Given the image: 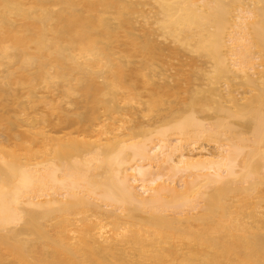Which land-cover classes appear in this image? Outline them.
<instances>
[{"label":"bare ground","instance_id":"obj_1","mask_svg":"<svg viewBox=\"0 0 264 264\" xmlns=\"http://www.w3.org/2000/svg\"><path fill=\"white\" fill-rule=\"evenodd\" d=\"M0 264H264V0H0Z\"/></svg>","mask_w":264,"mask_h":264}]
</instances>
